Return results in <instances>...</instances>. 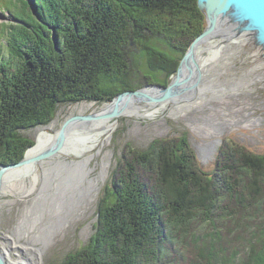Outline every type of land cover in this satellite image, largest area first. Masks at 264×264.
I'll list each match as a JSON object with an SVG mask.
<instances>
[{
  "label": "trees",
  "instance_id": "16d2710c",
  "mask_svg": "<svg viewBox=\"0 0 264 264\" xmlns=\"http://www.w3.org/2000/svg\"><path fill=\"white\" fill-rule=\"evenodd\" d=\"M0 11V164L23 158L34 140L20 130L58 103L167 85L205 27L198 0H0ZM139 55L166 80L142 73ZM59 264H264V153L235 144L206 173L185 135L126 144L94 235Z\"/></svg>",
  "mask_w": 264,
  "mask_h": 264
},
{
  "label": "rangeland",
  "instance_id": "374dc122",
  "mask_svg": "<svg viewBox=\"0 0 264 264\" xmlns=\"http://www.w3.org/2000/svg\"><path fill=\"white\" fill-rule=\"evenodd\" d=\"M0 20H10L9 14L0 11ZM154 44L171 56H180L162 40ZM248 46L242 44L237 50L231 47L233 51L224 55L218 52L212 62L208 53L202 54L204 68L218 66L225 70L220 80L248 82L245 87L214 96L207 92L189 103L151 106L141 102L136 113L120 116L113 124L106 120V131L95 144L90 142L93 132L84 126L56 155L7 171L0 196V253L5 260L24 263L23 259L30 258L33 264H59L68 253L83 247L94 235L99 202L116 157L128 143L144 149L155 138L178 139L185 135L198 167L206 173L214 170L219 152L235 144L264 153V74L260 78L255 75L263 72L264 66L249 72L262 60ZM258 48L261 54L264 47ZM136 65L142 73H152L160 82L166 80L162 71L147 66L145 56L139 55ZM107 103H58L49 122L20 130L34 140L27 154L45 150L69 116L99 112ZM213 140L217 142L214 151L205 154L202 148ZM86 142L94 146L79 147ZM84 160L89 161L86 175L85 169L77 165Z\"/></svg>",
  "mask_w": 264,
  "mask_h": 264
},
{
  "label": "water",
  "instance_id": "95a60500",
  "mask_svg": "<svg viewBox=\"0 0 264 264\" xmlns=\"http://www.w3.org/2000/svg\"><path fill=\"white\" fill-rule=\"evenodd\" d=\"M198 5L205 14V27L190 42L167 85L147 84L137 89L125 90L108 101L110 108L106 111L69 116L45 150L34 156L25 152L23 158L16 163L0 164V196L7 171L56 155L69 145L75 132L83 130L87 124L100 120L113 122L120 116L132 115L139 110L141 102L163 106L166 103H189L200 97L205 72L203 52L209 54V61H213L212 57L220 52L221 43L228 46L240 39L252 40L264 47V0H198ZM0 264L24 263H9L0 253Z\"/></svg>",
  "mask_w": 264,
  "mask_h": 264
},
{
  "label": "flooded vegetation",
  "instance_id": "af4514ba",
  "mask_svg": "<svg viewBox=\"0 0 264 264\" xmlns=\"http://www.w3.org/2000/svg\"><path fill=\"white\" fill-rule=\"evenodd\" d=\"M245 40L246 39L237 40L228 46L221 43L220 53L224 55L225 52L232 50L231 47H233L235 50H237L240 48V46L242 44H249L250 46H248L249 47L248 49H251L253 54H256L262 60L261 62H259V64H256V65L254 64V66L249 70V72L252 73V71H255L258 68H261V66H264V50L262 51L261 54H259L258 53V50H259L258 47L260 45L256 44L255 41H252V40L251 41L250 40L245 41ZM243 52H245V49L243 50ZM204 70H205V72H204L203 79H202L203 92L201 94H206L207 92H210V93H212L211 96H214L215 93L220 95V94H223L224 91L241 89V88H243V86L245 87L248 84V82H244V83H246L244 85L243 82L233 83V82H230L228 80L227 81L220 80L219 77H220V75L225 74V72H224L225 70H223V69L220 70V68L218 66L216 68H214V66L208 67V69L204 68ZM263 74H264V70H263V72L258 71L255 75L258 76V78H260L259 76L263 75ZM216 143H217L216 140H213L212 142L207 144L206 147L202 148L203 149L202 151L205 154L212 153L216 147ZM79 163L87 165V162L85 163V162L79 161Z\"/></svg>",
  "mask_w": 264,
  "mask_h": 264
},
{
  "label": "bare ground",
  "instance_id": "6f19581e",
  "mask_svg": "<svg viewBox=\"0 0 264 264\" xmlns=\"http://www.w3.org/2000/svg\"><path fill=\"white\" fill-rule=\"evenodd\" d=\"M109 108H110V106L106 105L102 111H106ZM108 122L109 121H106V120H100V121L95 122L93 124L85 125L88 130H91L93 132V134L90 136L91 137V139H90L91 141L90 142H92V143L95 142L96 143V141H98L100 139L101 135H104V133L106 131L105 128L108 126ZM112 124H113V122H112ZM92 129H94V130H92ZM88 143L86 142V143H84L82 145H79V147L81 146V148L83 147V149H88L92 145V143H91V145L88 144ZM94 144L92 145V147L94 146ZM37 148L38 147H36L35 149H37ZM80 150L82 151V149H79L78 152H81ZM35 154H37V153H34V154L31 153L30 156H34ZM81 162H85V163L87 162V164H88L89 161L88 160H84V161H81ZM77 165L82 166L85 169V171H84L85 175L88 173V169H86L87 165H84L82 163H79ZM76 176H77L76 174H75V176L71 175L72 179H74ZM23 262H24V264H33L30 258L23 259ZM35 264H37V263H35Z\"/></svg>",
  "mask_w": 264,
  "mask_h": 264
}]
</instances>
